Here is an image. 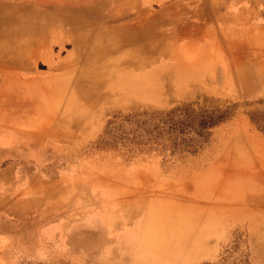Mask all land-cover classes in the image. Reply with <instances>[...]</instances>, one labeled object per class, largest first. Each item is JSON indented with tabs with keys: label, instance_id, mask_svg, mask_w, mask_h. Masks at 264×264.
I'll return each instance as SVG.
<instances>
[{
	"label": "rangeland",
	"instance_id": "374dc122",
	"mask_svg": "<svg viewBox=\"0 0 264 264\" xmlns=\"http://www.w3.org/2000/svg\"><path fill=\"white\" fill-rule=\"evenodd\" d=\"M1 20L0 264H264V0H0Z\"/></svg>",
	"mask_w": 264,
	"mask_h": 264
},
{
	"label": "bare ground",
	"instance_id": "6f19581e",
	"mask_svg": "<svg viewBox=\"0 0 264 264\" xmlns=\"http://www.w3.org/2000/svg\"><path fill=\"white\" fill-rule=\"evenodd\" d=\"M8 23H13V26H16L15 25V21H11V22H7V20H1L0 21V37H1V40L4 42L5 40L8 41V42H12L13 39H10L9 40V37H7V33L5 32L6 29L8 28H5L4 26L5 25H8ZM47 25H49L47 22H45ZM150 32V31H149ZM145 34V33H144ZM144 34H141L140 32L139 33H135L134 36L135 38L133 40H136V42L138 43L139 42V39L141 38V36ZM3 35V36H2ZM146 35V34H145ZM133 37L129 36L128 34H119L115 37H113V40L109 43L106 44L105 40L101 37H99L98 41L99 43L101 42L103 44V48H99L97 46V50H100V52L102 51L101 49H104L106 50L107 48L110 49V48H115V47H123V46H126V43H128ZM144 39V37H143ZM131 42V41H130ZM142 43V42H141ZM145 43V42H144ZM139 45H137V47H139L138 50L136 51H130L129 53H124L125 54V58L123 60H143L144 59V54H142L143 52L140 51V48H145L146 46H143L141 45L140 43H138ZM99 45V44H98ZM117 50V49H116ZM133 50V49H132ZM108 54V53H107ZM114 55H117V53H113L111 54L109 57H112ZM157 56V55H156ZM156 56L155 57H152L151 60H153V58L156 59ZM46 64V63H45ZM50 67V66H49ZM57 81H61V85H65L66 84V80H65V77H60V75L58 76H55L54 77ZM78 89V88H77Z\"/></svg>",
	"mask_w": 264,
	"mask_h": 264
}]
</instances>
